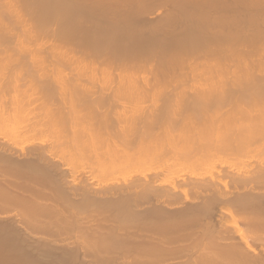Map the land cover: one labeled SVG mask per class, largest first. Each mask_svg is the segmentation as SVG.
Instances as JSON below:
<instances>
[{"label": "bare ground", "instance_id": "6f19581e", "mask_svg": "<svg viewBox=\"0 0 264 264\" xmlns=\"http://www.w3.org/2000/svg\"><path fill=\"white\" fill-rule=\"evenodd\" d=\"M157 3L161 6L155 8ZM35 72L44 73L39 74L43 78L53 74L55 79L48 78L54 82L44 78V83ZM33 73L41 86L32 80ZM20 74L30 75L33 82L24 81L29 82L25 88L33 89L31 95L27 89L21 92L25 84L19 77H26ZM27 97L28 102L40 100L32 107L33 102L24 101ZM144 121L149 138L139 133ZM117 124L122 129L111 131ZM158 125L164 131L153 137ZM168 128L183 131L170 134ZM45 139L55 143L57 158ZM102 146L105 151L98 152ZM150 147L160 151L148 152ZM166 149L174 156L165 153L164 158ZM75 161L85 163L75 166ZM55 167L61 177L51 182ZM39 175L49 178L46 184L57 204L50 197L52 205L64 226L75 232L76 243L94 233L102 241L96 237L88 245L96 240L95 246L116 247L121 229L128 224L132 231L130 225L148 215L154 222H169L174 212L181 223L187 215L211 216L215 209L218 230L208 218L204 224L213 229H199L205 235L214 231L207 242L217 240V248L226 242L223 250L230 247L241 263L264 264V258L256 260L253 227L259 216L254 213L252 220L253 211L248 215L255 221L251 236L235 214V209L244 213L264 203V0H0V186L10 192L8 198L15 193L23 200L22 194H29L25 206L35 207V194L45 186L36 189ZM23 218L32 221L30 215ZM176 220L169 223L174 226ZM98 229L111 232H103L108 242ZM131 231L122 237L129 238ZM199 233L202 240L205 235ZM206 244L196 250L211 257L208 250L214 244Z\"/></svg>", "mask_w": 264, "mask_h": 264}, {"label": "rangeland", "instance_id": "374dc122", "mask_svg": "<svg viewBox=\"0 0 264 264\" xmlns=\"http://www.w3.org/2000/svg\"><path fill=\"white\" fill-rule=\"evenodd\" d=\"M160 2V1H159ZM158 2V3H159ZM158 3L156 4V6H155V8H157V7H159V6H161V5H158ZM160 3H162V1L160 2ZM159 3V4H160ZM163 5L165 4L164 2L162 3ZM166 5V4H165ZM164 5V6H165ZM163 6V7H164ZM167 6V5H166ZM154 8V7H153ZM18 73V75H19V72H17ZM16 74V73H15ZM15 74H14V76H15ZM35 74H42L41 72L39 73H36L35 72ZM35 74L33 73V74H31L32 76H31V78L33 77V79L32 80H35V79H37L36 80V82L37 83H39V81H40V79H41V81L44 79V78H48V76H51V78L53 77L52 75L53 74H45V77L43 78V77H41L40 75H39V77H40V79L39 78H37L38 77V75H36V78H34V76H35ZM44 74V73H43ZM43 74H42V76H43ZM18 75L16 76V77H18ZM20 75H25V74H20ZM46 75H47V77H46ZM71 76V75H70ZM76 76V75H75ZM25 77L26 78H24L23 77V79H21L22 78V76H20L19 78H20V80L19 81H21L22 80V82L24 81V79H27V75H25ZM59 77V76H58ZM72 77H73V75H72ZM77 77V76H76ZM12 79H13V76L11 77ZM29 79H27V80H30L31 81V83L33 82L32 80H31V78H30V75H29V77H28ZM54 79H55V77H53ZM16 79V78H15ZM15 79H13L14 81V84L15 85H17L18 83L16 82V80ZM46 79H44L43 81H44V83H45V81H46ZM58 79V78H57ZM6 80V79H5ZM18 80V79H17ZM48 82H50V83H52V82H54V80L53 79H51V81H50V78H48ZM79 80V79H78ZM41 81H40V86H41V84H43V83H41ZM8 82H9V80H8ZM12 82V81H11ZM35 82V81H34ZM48 82H46V83H48ZM10 83V82H9ZM17 83V84H16ZM21 83V82H20ZM27 83H29L28 81H27ZM26 83V81H24V88H21L20 86H21V84H18L19 85V87H20V89H21V92L22 91H24L23 89H27L28 90V88H25L28 84ZM30 83V84H31ZM37 83H35V84H37ZM50 83H48V84H50ZM14 84H10V85H12L13 87L15 86ZM35 84H34V86H35ZM18 85L17 86H15V87H17L18 88ZM23 85V84H22ZM45 85V84H44ZM31 86V85H30ZM37 86V85H36ZM28 87V86H27ZM32 87V86H31ZM33 88H36V87H33ZM38 88V87H37ZM41 88V87H40ZM43 88V87H42ZM29 89L30 90H28L29 92V95H31L32 94V92L31 91H33V89H31L30 87H29ZM31 93V94H30ZM57 94H58V92H57ZM57 96V95H56ZM32 97H35V96H32ZM36 97H37V95H36ZM35 97V98H36ZM40 97V96H39ZM58 97V96H57ZM56 97V98H57ZM24 100V99H23ZM28 100H29V98L27 97V101L26 100H24L25 102H27V103H29L30 101H31V99H30V101L28 102ZM40 99H38L37 101H36V103L35 102H33V100L31 101V102H33V104L32 103H30L31 104V106L32 105H34V104H37V102L39 101ZM21 101H22V97H21ZM39 103H41V101L39 102ZM30 106V107H31ZM33 107V106H32ZM113 115V114H112ZM149 114H146L145 116H148ZM58 118V117H57ZM54 119H55V117H54ZM148 123V122H147ZM114 125H115V123H113ZM140 125L138 126V127H142V128H140V130H139V133L141 132V134H144V132H148V130H146V128H147V125H144V124H146L145 123V121L143 122V123H139ZM159 124V123H158ZM142 125V126H141ZM153 125H155V124H153ZM153 125L151 126V127H153ZM160 125V124H159ZM158 125V127H157V129H155L156 128V126H155V132H153L152 134H153V137L157 134V132H161V131H164V129H162V127H160ZM67 126H69V124L67 125ZM116 126V125H115ZM114 126V127H115ZM137 126V125H136ZM150 127V126H149ZM179 127V126H178ZM118 128V124H117V127L116 128H112L111 129V131H115V129H117ZM172 128V126L170 127V129ZM173 128H174V126H173ZM175 128H176V125H175ZM181 128H182V126H181ZM114 129V130H113ZM119 129H122V127H119L117 130H119ZM124 130H125V132H128L129 130H127V129H125V128H123ZM132 129V128H131ZM53 130V129H52ZM69 129H67V131H68ZM116 130V131H117ZM136 130V129H135ZM150 130V129H149ZM151 130H153L152 128H151ZM56 131H58V130H56ZM144 131V132H143ZM167 131H169V128L167 129ZM178 132L179 131V129L178 130H173V131H169V133L170 134H174V133H172V132ZM181 131V130H180ZM179 131V132H180ZM183 131V130H182ZM181 131V132H182ZM130 132H132V131H130ZM152 132V131H151ZM151 132H149V134L151 135ZM115 133V132H114ZM129 133V132H128ZM138 133V134H139ZM156 133V134H155ZM162 133V132H161ZM164 133H165V135L166 134H169L168 132H163V135H164ZM54 134H55V130H54ZM140 134V135H141ZM176 134V133H175ZM48 135V134H47ZM129 135H131V133L129 134ZM134 135H136V134H134ZM146 135V137L147 138H149L150 136H147L148 135V133L146 134H144V136ZM158 135H160V134H158ZM44 136V135H43ZM70 136H72V135H70ZM161 136V135H160ZM45 138H46V134H45V136H44ZM48 137H52L51 135L50 136H48ZM48 137H47V139H48ZM156 137V136H155ZM163 137V136H162ZM39 138H40V136H39ZM159 138V137H158ZM38 139V138H37ZM41 139H43V137H41L40 139H38V140H40L41 141ZM53 139V138H52ZM37 140V142H38V144H39V141ZM44 140V139H43ZM49 140V139H48ZM48 140H46L45 139V141H47L48 143H50V148L52 149V146L53 145H55V143L52 145L51 144V142H49ZM53 141H54V139H53ZM42 143V142H41ZM45 142L43 141V143H42V146H44L43 144H44ZM47 143V145H46V150L48 149L47 148V146L49 147V144ZM165 143V142H164ZM46 144V143H45ZM41 145V144H40ZM39 145V146H40ZM66 145H67V143H66ZM101 145H103V144H101ZM135 145V144H134ZM162 146H163V144H161ZM165 145H167V143L165 144ZM136 147H137V145H135ZM168 146V148L167 149H169L170 147H169V145H167ZM54 147V146H53ZM72 147V146H71ZM76 147V146H75ZM74 147V148H75ZM84 146H81V149H83V152H84V148H83ZM101 147V146H100ZM106 147V146H105ZM157 147H159V146H157ZM157 147H154V148H157ZM44 148V147H43ZM49 148V149H50ZM91 147H87V149L89 150V151H93L92 150V148L90 149ZM153 147H150V148H147V151L149 152L150 151V149L152 150V149H154ZM166 148V147H165ZM49 149H48V151H49ZM59 151H60V154H61V148L59 147ZM76 149H77V147H76ZM132 149H134V147H132ZM158 149V148H157ZM159 149H160V147H159ZM158 149V150H159ZM162 149H164V148H162ZM166 149V151H164L163 150V152H162V154H163V156H164V154L166 153H169V154H171V153H173V152H169V150H167ZM54 150H56V146H55V149H52V151H54ZM58 150V149H57ZM73 150H75V149H73ZM78 150H79V148H78ZM76 151L75 150V152H81V151ZM51 151V150H50ZM98 152L100 151V152H104L105 150H104V147L102 146V148H99L98 147V150H97ZM160 151V150H159ZM171 151H172V149H171ZM85 152H86V150H85ZM84 152V153H85ZM52 153V152H51ZM55 153H57V152H53L52 154H53V156H55L56 158H57V155H55ZM82 153V152H81ZM87 154H85V155H88V153L89 152H86ZM59 154V153H58ZM79 154V153H78ZM91 154H94V151L92 152V153H90V155ZM63 155V154H62ZM82 155V154H81ZM85 155H83L82 157H84ZM173 154H171V156H172ZM78 156V155H77ZM89 156V155H88ZM174 156V155H173ZM66 157V156H65ZM91 157H92V159H94L93 158V156L91 155ZM169 157H170V155H169ZM69 158V157H68ZM68 158H66L67 159V162H68V164L70 163V164H72L71 162H69L70 160L68 159ZM88 158V157H87ZM164 158H166V156H164ZM172 158V157H171ZM71 159V158H70ZM80 159H82V158H80ZM90 159V158H89ZM169 159V158H168ZM181 159V158H180ZM83 160V159H82ZM81 160V161H82ZM183 160V159H182ZM83 161H85V158H84V160ZM86 161H88L87 159H86ZM90 161H91V159L89 160V162L87 163L88 165H90L91 163H90ZM92 161H94V160H92ZM66 163V160L65 161H63L62 163L63 164H65ZM77 163H79L78 165L79 166H81V165H84L83 163H85V162H82V164H80V161H78ZM77 163H76V161H75V166L77 165ZM98 163V162H97ZM67 164V165H68ZM74 165V164H73ZM77 165V166H78ZM98 165H100L99 163H98ZM66 166V164L63 166V167H65ZM59 169L60 168H62V167H60V166H57ZM84 167V166H83ZM90 167V166H89ZM88 167V168H89ZM84 168H87V165L84 167ZM87 168V169H88ZM90 169V168H89ZM55 170V171H54ZM51 171H53L54 172V174H52L53 172H51ZM50 171V173H51V175H52V180H51V182L53 181V180H57V178L59 177V175L57 174L58 172L56 171V167L54 168V169H52ZM56 172V173H55ZM55 174H56V176H55ZM40 176V175H39ZM34 177H36V176H34ZM43 177V175H41L39 178H42ZM55 177H56V179H55ZM61 177V176H60ZM59 177V178H60ZM38 178V179H39ZM58 178V179H59ZM34 179V178H33ZM36 180L35 181H37V184L35 185V186H37L38 185V183H39V185L36 187V189H38V190H40L39 189V187L41 186L42 187V185H45L46 186V188H45V186L42 188V191L43 190H45V189H47V191H44V193H45V196L43 195V193H41L42 191H36L35 193V196L37 197L38 196V198H36V199H39V200H37V202H38V205H36L35 207H36V209H35V207L34 206H32V205H29V207L27 208V206H25V205H28L27 203H29L28 201H27V199L26 198H28L27 196L29 195V194H26V193H24V194H22V193H19V194H22L23 196H24V199L22 200V197H20L18 194H15V193H13V195H12V193H11V195L10 196H12V197H10V198H8L9 197V195L8 194H10V192L7 194V191L5 192L4 190H8V189H3L2 188V185L0 186L1 187V191H0V264H215V262H216V260L218 259V261L216 262V264H243V263H241V262H239V260L240 259H238V258H235V256L230 252V247H229V245L230 244H227L226 246H228L229 248H225L224 250H228V251H224L223 250V248H222V245L224 246V244L226 243H224V244H222V242H220L219 244H222L221 246H218V248H217V245H218V243L217 244H215L216 242H218L217 240L214 242V240H211L212 238L211 237H215L214 236V234H212L211 233V231L210 232H208L207 233V235H205L204 233L202 234V233H199L200 231H199V229H200V227L202 226V227H205L206 228V226H205V224H204V222L206 221V219L208 218L209 220H211V221H208V219H207V221L208 222H210V224H211V222H214L215 223V217H217V214L218 213H216V211L217 210H215L214 209V212L212 211V209L211 210H198V211H203V212H205V211H208L206 214H209V212H211V216L210 215H205V217H203L204 216V214L205 213H203V216H202V214H201V216H200V214H199V212H198V214H197V217L198 216H200V218L202 219V220H200V218L198 217V218H196L195 216H196V214L194 215V213H193V215L192 214H190V215H192V217L194 218V219H196V220H194L192 217H188V215H187V217L185 216V218L183 219L182 217V222L184 223H182L180 220V222L181 223H179L178 222V219H177V217H173L174 215H172L171 213H170V211L168 212V213H170V215L171 216H169L170 217V219L171 220H173L174 219V221L176 220V223L177 224H175L174 223V226H172L173 225V222H172V225L170 224L171 223V221H170V219H169V222H167V221H165V220H161V219H158V220H160V221H162V222H160V221H155L154 222V217L150 220L149 218H148V216L146 217V222L142 219H140L139 220V222H141V223H139L138 222V224L136 223H133V224H135V226L133 225L132 226V224L130 225L131 227H133V228H131V229H133L131 232V234L130 235H128V236H130L129 238H125V237H122V235H123V233H125V231H127V229H128V224H126V226H127V229L126 230H122L121 229V231H123V232H121V234H120V231L118 232V234H120V236H121V240L119 239V243H120V245H119V243L118 244H116V247H115V245H113V243H110L111 245H113V247L111 246V245H109V247H108V245L106 246L105 245V243L104 244H101V245H99L100 243H101V238H99L100 236V234L98 235V237H97V239H96V237H94L93 236V234H92V236L94 237H92L91 236V234H90V236H88L89 237V240L88 241H90V239L93 241V239H96L97 241H99V242H97V244H96V246H95V242H96V240H95V242H94V245L93 244H90V242H89V245H93L92 246V248H91V246H90V248L91 249H89V248H87V245H88V241L86 240V239H88V238H85V240H83L82 239V241L80 240V242L78 241L77 243H76V237L74 236L75 235V232H70V227L69 226H67L68 227V229H65V227L66 226H64V224L66 223H64V220L62 219V218H60L59 219V217H61L60 215L58 216V214H60V212H58V210L56 209V207H55V205H52V204H54L55 202L53 201V200H55V194H54V191L52 190V188H51V186L50 185H47L48 183V181H49V178H48V181H46L47 179H45L44 178V180H43V178L41 179L42 181H38L37 180V178H35ZM34 181V180H33ZM44 181V182H43ZM40 183H42V185H40ZM44 183V184H43ZM47 183V184H46ZM50 183V182H49ZM50 189H49V188ZM53 187V186H52ZM34 188V187H33ZM53 188H55V187H53ZM9 190H12V188L11 189H9ZM34 190H35V188H34ZM15 192V190H12V192ZM32 191H33V189H32ZM50 193H49V192ZM3 192V193H2ZM32 193H34V192H32ZM41 193V194H40ZM7 194V195H6ZM15 194V195H14ZM38 194V195H37ZM48 194V195H47ZM21 195V196H22ZM40 195V196H39ZM51 195V196H50ZM6 196V197H5ZM15 196H19L20 197V199L22 200H20V201H18V199L19 198H15ZM192 196H194V195H192ZM42 197V198H41ZM50 197H52L51 198V200L54 202H52L51 200H50ZM54 197V198H53ZM191 197V196H190ZM7 198V199H6ZM12 198H14V199H12ZM11 200H14V202H15V200L16 201H18V202H20V203H13L12 204V202L13 201H11ZM24 200H25V204H24ZM47 201V202H44V201ZM49 200H50V202H49ZM3 201L5 202V203H3ZM11 203V204H9V202ZM41 201H43L42 203H41ZM8 202V203H7ZM45 203V204H44ZM16 204H17V207H15L16 206ZM19 204H22V208H21V205H19ZM41 206H40V205ZM51 204V205H50ZM56 204V203H55ZM257 204V203H256ZM263 204V205H262ZM6 205H7V207H6ZM12 205V206H11ZM51 207H50V206ZM57 205V204H56ZM11 206V207H10ZM256 206V207H255ZM259 206V207H258ZM26 209H25V208ZM34 208V211L31 209V208ZM54 207H55V209H54ZM254 207H255V209H254ZM262 207H264V203H263V201L259 204V205H254V206H249L248 207V210H247V208H246V210L248 211H246V210H244L246 213H247V215H246V213L244 214L243 213V211L242 210H237V209H235V211H237V212H235V214L237 213L238 215H236V216H239V217H236L237 218V220L238 221H240V222H238L239 224H241L240 226L242 227L243 226V228H244V230L246 229L245 228V226L249 229H247V231H249L248 233H249V235H250V233H251V236H253V233H254V229H256V233H254V235L256 236V241H255V243H257V244H253L255 247H256V249L258 250V252H257V254H258V257H260V258H257L256 260H258V259H263L264 258V235H262V234H264V208H262ZM18 209V210H15V209ZM58 208V207H57ZM23 209H25V210H23ZM28 209V210H27ZM30 209V210H29ZM49 209V210H48ZM51 209V210H50ZM250 209V210H249ZM252 209V210H251ZM27 210V211H26ZM42 210V211H41ZM54 210V211H53ZM15 211V212H14ZM23 211V215H24V212H27V213H25V216H22V213H20V212H22ZM48 211V212H47ZM56 211V212H55ZM253 211V212H252ZM17 212V213H16ZM175 212H176V210H175ZM218 212V211H217ZM243 213L242 214V216H241V214L240 213ZM250 212H252L251 214L253 215L252 216V220H253V218H254V213H255V215H256V213H257V215L256 216H259V217H255V218H258V219H256V227H255V225H254V223L253 222H255V221H252V220H250V218L251 217H248V215L250 216L251 214H250ZM21 215H20V214ZM56 214L57 213V215H54V214ZM196 213H197V211H196ZM212 213H214V214H212ZM249 213V214H248ZM179 214V210L177 211V213H176V216H180V215H178ZM215 214H216V216H215ZM240 214V215H239ZM4 215V217L3 218H1V216H3ZM14 215V216H13ZM20 215V216H19ZM28 215H30V217H31V219H32V221H35L34 223L31 221V223H30V221H29V223H27L28 222V219L26 218V216H28ZM54 217H53V216ZM189 215V216H190ZM214 215V216H213ZM245 215L247 216V218L245 217ZM25 217L26 218V221L24 220V218L22 219V217ZM46 216V217H45ZM55 216H57V217H55ZM21 217V218H20ZM35 219V220H33V218ZM36 217V218H35ZM50 217H52V218H50ZM212 217V218H211ZM245 217V218H244ZM17 220H16V219ZM44 218V219H43ZM57 218V219H56ZM150 220H148V219ZM151 218V217H150ZM173 218V219H172ZM180 218V217H179ZM180 218V219H181ZM188 218V219H187ZM248 218H249V220H248ZM254 218V219H255ZM2 219V220H1ZM37 219V220H36ZM59 219V221L62 219L63 220V222H59V221H57ZM193 219V220H192ZM212 219H214L213 221H212ZM19 220V221H18ZM22 220H24V221H22ZM41 221V222H39V221ZM149 221V223H148V221ZM198 220H199V222H198ZM243 220V221H242ZM257 220H259V222L257 221ZM48 221V222H47ZM151 221H153L152 223H151ZM196 221V222H195ZM202 221V222H201ZM261 221H262V223H261ZM38 222V223H37ZM50 222V223H49ZM143 222H145V223H143ZM159 222V223H158ZM164 222H165V225H164ZM244 222V223H243ZM23 223H25V224H23ZM54 223V224H53ZM157 225H155V224ZM207 223V222H206ZM214 223H212L213 224V228L214 229H216V230H218V223L216 222L215 224ZM243 223V224H242ZM248 223V224H247ZM250 223V224H249ZM34 224H36V225H34ZM41 224V225H40ZM46 224V225H45ZM56 224V225H55ZM141 224V225H140ZM143 224V225H142ZM147 224V225H146ZM154 226H153V225ZM161 224H163V225H161ZM167 224V225H166ZM169 224H170V227L168 228V226H169ZM179 224H182V226H180L179 227ZM217 224V227L215 226ZM66 225V224H65ZM137 225V226H136ZM144 225H146V226H144ZM152 227H151V226ZM161 226L160 228H159V226ZM192 225V226H191ZM245 225V226H244ZM252 225H254V227L252 226ZM141 226V227H140ZM156 226V227H155ZM176 226V227H175ZM261 226H262V228H261ZM66 227V228H67ZM125 227V226H124ZM135 227V228H134ZM138 227H140V229L138 228ZM163 227H164V229H163ZM166 227H167V229H166ZM173 227H175V228H173ZM201 227V229H203ZM252 227L254 228V229H252ZM70 228V229H69ZM126 228V227H125ZM137 228V229H136ZM144 228H146V229H144ZM193 228H195L194 229V231H193ZM210 228H212V226L210 225V227H209V225L207 226V229H210ZM212 228V229H213ZM261 228V229H260ZM130 229V228H129ZM142 229V230H141ZM173 229V230H172ZM175 229V230H174ZM197 229V230H196ZM200 229V230H201ZM206 229V230H207ZM211 229V230H212ZM252 229V230H251ZM259 229V230H258ZM63 230V231H62ZM99 230H100V232H99ZM155 230V231H154ZM190 230V231H189ZM251 230V231H250ZM258 230V231H257ZM74 231H76V229L74 230ZM105 230L104 229H98L97 230V233L99 232V233H101V235L103 236V240L105 239L104 238V233H106V232H108V230H106V232H104ZM130 231H127L125 234L127 235V233H130ZM145 231V232H144ZM149 231V232H148ZM157 231V232H156ZM160 232V234H159V232ZM164 231V232H163ZM197 233H196V232ZM202 231V230H201ZM203 231H205L204 229H203ZM246 231V232H247ZM263 231V232H262ZM69 233V235L67 234V233ZM104 232V233H103ZM117 232H116V234H117ZM171 232V233H170ZM184 232V233H183ZM96 233V234H97ZM109 233H111V232H108V234ZM147 233V234H146ZM158 235H157V234ZM161 233H165L164 235L162 234L161 235ZM192 233V234H191ZM199 233V235L200 236H202V235H205V237L206 236H210V233H211V237H210V240H211V242L209 241V242H207L208 241V239H209V237L207 238H203V236L202 237H200V238H202V240L201 239H199V237L197 238V234ZM66 236H65V235ZM108 234H106L107 235V237H108ZM142 234V235H141ZM167 234H169V235H167ZM178 234V235H177ZM187 234V235H186ZM192 236H191V235ZM196 234V235H195ZM139 235V236H138ZM141 235V236H140ZM150 235H151V237H150ZM157 235V236H156ZM161 235V236H160ZM182 235V236H181ZM196 236V238H195V236ZM227 235V234H226ZM229 235V234H228ZM227 235V236H228ZM231 235V234H230ZM233 235V234H232ZM231 235V236H232ZM78 236V235H77ZM84 236V235H83ZM127 236V237H128ZM148 236V237H147ZM166 236V237H165ZM186 238H185V237ZM230 236V238H232V237H234V236H232L231 237ZM254 236V237H255ZM262 236V237H261ZM71 237V238H70ZM86 237V236H85ZM106 237V236H105ZM110 237V236H109ZM108 237V238H109ZM162 237V238H161ZM164 237V238H163ZM169 237V238H168ZM176 237V238H175ZM179 237V238H178ZM75 239V240H73V239ZM78 238H80V237H78ZM77 238V239H78ZM122 238L124 239L123 241H122ZM156 238V239H155ZM161 238V239H160ZM178 238V239H177ZM192 238H194L193 239V241H191L192 240ZM81 239V238H80ZM158 239V240H157ZM164 239H166V241L164 240ZM186 239V240H185ZM191 239V240H190ZM254 239V238H253ZM106 240V239H105ZM200 240V241H199ZM234 240V239H233ZM233 240H231V241H233ZM255 240V239H254ZM74 241H75V243H74ZM84 241H85V244H83L84 243ZM127 241H130L129 243L127 242ZM213 241V242H212ZM236 241V239L234 240V242ZM238 241V240H237ZM237 241H236V243H237ZM57 242V243H56ZM87 242V243H86ZM106 242H108L107 240H106ZM127 242V243H126ZM162 242H164V243H162ZM203 243V245L202 246H204V244H206V242H207V244L209 243H213L214 245H216V246H214V247H216V248H214V250H211L210 248H212L211 247V245L212 244H210V248H209V250L207 249L209 246L206 244L205 246L207 247L206 248V250H208L212 255H211V257L210 256H207L208 254V252H206L205 254H204V252L205 251H197V250H199V248H200V250H202L203 249V247L201 246V243ZM205 242V243H204ZM229 242V241H228ZM227 242V243H228ZM254 242V241H253ZM126 243V244H125ZM144 243V244H143ZM172 243V244H171ZM109 244V243H108ZM196 244V245H195ZM86 245V247H84ZM88 245V246H89ZM201 246V247H198V246ZM56 246V247H55ZM58 246V247H57ZM138 247V248H137ZM219 247L220 248H222L221 250L219 249ZM88 250H87V249ZM116 248H118V249H116ZM198 248V249H197ZM262 248V249H261ZM129 249H130V251H129ZM176 249V250H175ZM197 249V250H196ZM213 249V248H212ZM116 250H118V251H116ZM215 250H220L221 252H220V254L218 253V252H215ZM129 251V252H128ZM144 251V252H143ZM225 253V254H224ZM230 253V254H229ZM197 254V255H196ZM218 255V257L215 259V257H213V255L215 256V255ZM201 255H202V257H201ZM205 255V256H204ZM210 255V254H209ZM262 255V256H261ZM204 256V257H203ZM208 258H207V257ZM223 256V257H222ZM206 259V260H205ZM222 259V260H221ZM199 260V261H198ZM214 260H215V262H214ZM225 260H227V261H225ZM264 260V259H263ZM201 261V262H200ZM223 261H225L224 263H223ZM242 261V260H241ZM203 262V263H202ZM210 262V263H209ZM245 264V263H244ZM256 264H257V262H256Z\"/></svg>", "mask_w": 264, "mask_h": 264}]
</instances>
